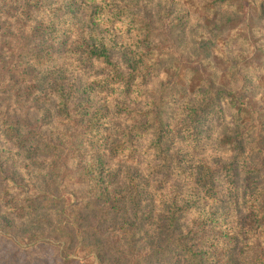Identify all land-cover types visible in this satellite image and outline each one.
<instances>
[{
  "label": "rangeland",
  "instance_id": "obj_1",
  "mask_svg": "<svg viewBox=\"0 0 264 264\" xmlns=\"http://www.w3.org/2000/svg\"><path fill=\"white\" fill-rule=\"evenodd\" d=\"M49 1L51 5L43 3L46 4L43 13L32 12L20 21V18L10 17L7 3L0 0V123L20 120L33 136L34 145L52 143L63 147L59 157L52 159L49 156L50 161H46L41 155L28 159L16 151L11 152L10 148L16 149L1 137L0 160L6 162L16 176L14 173H2V180L0 179V264H184L177 262L180 257L178 252H175V258L173 253L168 252L147 261L143 258L149 247L148 240H154V205L159 209L161 203L169 202L172 197L183 193V190L180 193L176 191L183 189L184 185L181 182L182 176L179 178L177 172L170 176L162 169L154 175V164L158 163L155 156L154 115L147 117L143 113L153 108L152 100L159 96L154 88L159 81H166V71H174L176 60L182 68L200 69V77L191 83V87L199 84L201 78L207 77V67L223 70L228 58L241 59L242 66H250L252 72L264 79V17L252 3L246 1L240 6L235 1V5L228 9L221 8L218 12L207 14L202 3L206 4L209 0H128L116 2L118 6L126 5V16L119 14L116 21H111L107 16L100 15L96 20L86 15L85 9L105 7L107 3H114L113 0H107L104 5L102 0ZM72 2H75L76 8L73 16H79L78 27L82 31L97 28L98 31H103V35L114 40L110 43L113 62L119 63L124 72L130 71L126 57L133 54L137 56L138 62L134 61L132 66L141 64L142 60L154 63V56L161 57L162 62L143 82L140 91L133 87L125 94L126 92L114 84L108 93L100 89L102 83H105L102 80H105L103 78L108 71L105 64L95 60V57L89 63H80L78 56L73 53V57L61 56V49L58 47L60 42L46 41V45L52 50L50 65L56 71L54 75H58L69 86L66 90L70 91V109L62 111L55 96L49 98L52 99L51 102L33 103L32 98L44 97L39 91L32 97L19 98L23 100L19 103L18 97L13 98L11 93L4 91L3 84L9 79V75L2 72L1 68L4 60L11 59L7 55L9 48L3 35L7 38L22 36L26 38V43L31 44L29 47H32L40 41L37 34L29 33L33 31V26L39 22H43L42 25L46 21L49 23L54 20L55 15L58 18L67 11V6ZM229 11L233 12V16L220 35L222 39L215 43L210 42L209 39L218 32L221 21L225 19L224 13ZM59 28L57 25L55 30L61 34ZM73 30L74 28L68 32L73 34ZM74 38L75 35H72V40ZM201 43L204 44L206 63L196 64V52ZM51 44L54 45L51 47ZM221 75L222 72L219 73V84L236 85L230 75L226 78ZM257 84L264 86V82ZM88 85L93 88L87 87ZM75 87L81 92L76 91ZM84 95L90 98V109L78 110L75 102ZM258 97L264 105V98L260 95ZM172 106L176 108V105ZM225 109L221 114L225 121L223 124L216 123L212 133L214 138L224 134L231 125L230 110L227 107ZM217 116V111H213L209 119L215 121ZM217 118L216 121L220 120ZM80 140L84 147H100L105 162L104 180L125 196L128 210L126 220L120 212H115L111 215L114 217L112 223H106L102 227L100 226L104 217L95 210H79L84 218L82 224L86 227L85 234L89 237L87 240L91 239V229L87 226L91 224L96 227L99 224L98 229L96 228L97 236L105 243L101 260L94 255L92 248L76 245L75 229L68 223H63L64 220L69 222L74 216L71 210L74 208L73 196H64L66 208L63 213L54 211L52 203L42 202L40 199L32 212L28 209L19 212L10 207L13 204L28 205L30 196L37 194L41 188L50 186L48 181L44 182V178L52 170L65 183L69 182L71 188L77 189L74 193L76 196H86L76 178L80 176L81 167L90 164L91 157L77 151L76 146L81 144ZM209 154L210 151L206 156H211ZM243 168V165L239 167L237 183L244 193L245 174L240 171ZM9 176L22 182L10 183ZM2 188L6 189L1 192ZM136 194L140 204L131 208L134 206L128 202ZM177 197L181 198V195ZM246 216L247 211L241 205L234 215V220L241 229ZM124 221L127 228L142 229L134 239L137 241L135 253L140 254L138 257L133 258L129 249L125 256L121 254L126 250L123 240H119V227ZM109 225L111 229L107 230ZM28 240L44 241L30 243Z\"/></svg>",
  "mask_w": 264,
  "mask_h": 264
},
{
  "label": "trees",
  "instance_id": "obj_2",
  "mask_svg": "<svg viewBox=\"0 0 264 264\" xmlns=\"http://www.w3.org/2000/svg\"><path fill=\"white\" fill-rule=\"evenodd\" d=\"M1 1L7 3L10 17L20 18V21L32 12L43 13L46 5L43 3L51 5L49 0ZM106 1L102 0V4ZM118 1L128 0H113L114 3H107L105 7L96 6L94 9L89 7L85 9V14L96 20L103 15L111 21H116L119 14L126 16L127 13L126 5L118 6ZM235 1H238L239 6L244 1L252 3L264 17V0H209L206 4L202 3V8L207 14L218 12V9H228L235 5ZM74 3H70L67 11L58 18L55 15L54 20L49 23L46 21L42 25L43 22H39L33 26V31L29 33L37 34L40 41L32 47H29L31 44L26 43V38L22 36L7 38L3 35L9 48L7 55L11 59L4 60V66L1 68L2 72L5 71L9 75V79L3 84L4 91L11 93L13 98L18 97L19 103L23 102L19 98L32 97L39 91L44 97L32 98L33 103L51 102L52 99L49 98L55 96L62 111L70 109V91L66 90L69 86L58 75H54L56 71L50 65L52 50L46 45V41L60 42L58 47L61 49V56L73 57V53L78 56L80 63H89L95 57V60L105 64L108 71L103 78L105 80H102L105 83H102L100 89L108 93L114 84L126 92L125 94L133 87L140 91L143 82L162 62L161 57L154 56V63L142 60L141 64L132 66L134 61L138 62L137 56L133 54L126 57L130 71L124 72L119 63L113 62L110 45L114 42L113 39L103 35V31L100 32L97 28L84 32L78 27L79 16H73L76 10ZM232 16V11L224 13L223 19L226 20L221 21L218 32L211 36L210 42L215 43L222 39L220 35ZM136 23L138 25V22ZM57 25L62 31L61 34L56 33ZM73 28V34L69 33ZM72 35H75L74 40ZM52 45L54 44H51V47ZM196 54V64L206 63L203 43L199 45ZM226 62L223 70L207 67V77L201 78L199 84L191 87V83L200 77V69L182 68L176 60L174 71H166V81H159L158 86L154 88L159 96L153 98V108L143 113L147 117L154 115L155 156L158 161L154 164V175L162 169L170 176L177 172L179 178L182 176L181 182L184 184L183 189L176 191L180 193L183 190V193L172 197L169 202L161 203L159 209L154 205V240H148L149 247L143 254L145 261L161 257L164 252L173 253L175 258V252H178L180 257L177 262L184 264H264V105L258 97L260 95L264 98V86L257 84L264 82V79L252 72L250 66H242L241 59L228 58ZM220 72L222 78L230 75L236 85L219 84ZM87 87L93 88L91 85ZM89 102V96L84 95L76 100L75 106L78 110H89ZM172 104L176 105V108H173ZM225 107L230 110L231 125L224 134L214 138L212 133L216 123L223 124L225 121L221 115L226 111ZM213 111H217L216 118L220 120L209 119ZM25 127L20 120L0 123V139L5 138L7 143L16 149L10 148L11 152L16 151L28 159L41 155L46 161H50L49 156L54 159L61 155L63 147L52 143L44 146L34 145V138ZM79 143L81 144L76 146L77 151L81 155L89 154L91 157L90 164L83 165L80 176L76 178L86 196H76L74 193L77 189L71 188L69 182L65 183L52 170L47 174L49 176L44 178V182L48 181L50 186L41 188L37 194L30 196L28 205L13 204L10 207L19 212L25 209L32 212L40 199L42 202L52 203L54 211L63 213L66 208L64 196H73L74 208L71 210L74 216L69 222L64 220L63 223H68L75 229L76 245L92 248L94 255L101 260L105 243L97 236L96 228L98 229L99 224L96 227L91 224L87 226L91 229V239L87 240L89 237L85 234L86 227L82 224L84 218L79 210H95L104 217L100 227L112 223L114 217L111 215L115 212H120L126 220L128 210L125 206V196L104 180L105 162L100 147H84L81 140ZM209 151L211 156H206ZM241 165L244 168L240 171L245 174L244 193L237 183ZM2 173L14 172L6 162L0 160L1 180ZM9 182L17 183L18 178L9 176ZM51 187L53 190H50ZM5 189L2 188L1 192ZM136 189L140 191L138 187ZM178 195H181V198L177 197ZM128 203L134 206L131 208L138 206L140 203L137 194ZM241 205L247 211L242 229L234 220L236 210ZM108 229H111L110 225ZM119 229V240H123L126 249L121 253L122 256H125L129 249L133 258L138 257L140 254L135 253L137 241L134 239L142 229L127 228L125 221ZM28 241L34 243L44 240Z\"/></svg>",
  "mask_w": 264,
  "mask_h": 264
}]
</instances>
